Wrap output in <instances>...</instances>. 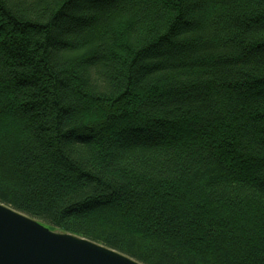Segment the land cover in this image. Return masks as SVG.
<instances>
[{"label":"trees","instance_id":"16d2710c","mask_svg":"<svg viewBox=\"0 0 264 264\" xmlns=\"http://www.w3.org/2000/svg\"><path fill=\"white\" fill-rule=\"evenodd\" d=\"M0 202L143 264H264V0H0Z\"/></svg>","mask_w":264,"mask_h":264},{"label":"water","instance_id":"95a60500","mask_svg":"<svg viewBox=\"0 0 264 264\" xmlns=\"http://www.w3.org/2000/svg\"><path fill=\"white\" fill-rule=\"evenodd\" d=\"M0 264H143L88 239L56 232L0 202Z\"/></svg>","mask_w":264,"mask_h":264},{"label":"rangeland","instance_id":"374dc122","mask_svg":"<svg viewBox=\"0 0 264 264\" xmlns=\"http://www.w3.org/2000/svg\"><path fill=\"white\" fill-rule=\"evenodd\" d=\"M56 232H59V231H56Z\"/></svg>","mask_w":264,"mask_h":264}]
</instances>
